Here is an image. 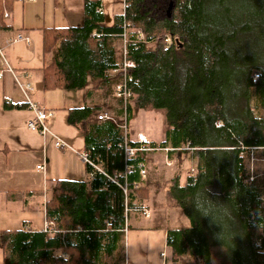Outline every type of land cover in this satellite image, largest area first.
<instances>
[{
	"label": "trees",
	"instance_id": "16d2710c",
	"mask_svg": "<svg viewBox=\"0 0 264 264\" xmlns=\"http://www.w3.org/2000/svg\"><path fill=\"white\" fill-rule=\"evenodd\" d=\"M99 8L87 1L83 27L46 31L45 90H82L89 78L107 85L106 71L117 65L111 36L122 34L124 21L131 40L142 30L155 46L129 45L139 83L128 118L134 108L165 111L166 140L156 147L170 155L188 149L197 159V174L168 187L191 220L190 228L168 233L172 261L190 255L213 264L212 250L220 248L222 264H264V171L249 166L252 157L264 163V0H129L113 28L102 26ZM254 89L260 107L252 105ZM97 110L71 109L68 118L85 134L91 181L57 183L47 202L48 232L0 231L2 264H109L117 257L129 213L142 210L136 200L145 195V159H126L121 124H89ZM117 182L127 183V197ZM209 189L215 204L204 197Z\"/></svg>",
	"mask_w": 264,
	"mask_h": 264
},
{
	"label": "crops",
	"instance_id": "0c3cea01",
	"mask_svg": "<svg viewBox=\"0 0 264 264\" xmlns=\"http://www.w3.org/2000/svg\"><path fill=\"white\" fill-rule=\"evenodd\" d=\"M87 1L99 2V9H102L104 17L102 26L105 28H113L125 17L129 3V0H36L24 3L18 0H0V231L20 229L45 231L49 223L47 202L52 197L57 183L59 181L89 183L92 179V175L86 170L87 164L82 160L86 153L85 134L79 128L70 125L68 118L71 109L84 107L104 111L102 114L109 113L103 109L109 106L111 94L115 102L118 104L121 102L114 96V80L110 79L105 85L102 80L89 78L85 89L53 91L45 90L43 81V69L51 60V56L46 57L44 54L46 31L83 27ZM5 13H9V18H5ZM18 35L28 38L29 42L13 43ZM111 38L115 60L121 63L123 57L121 36L112 35ZM114 39L120 40L121 43L119 56L118 51L112 46ZM19 81L22 84H31L32 90L28 93L30 101L56 112L55 120L49 123V128L67 142L71 150H58L52 137H43L28 129V123L34 114L29 109L28 98L21 90ZM77 94L80 95V101H75ZM5 102L22 108L7 109L4 107ZM81 102L82 105H77ZM95 112L89 120L90 125L96 123L92 120L95 118ZM113 118L116 122L119 119L118 124H124V116ZM127 119L129 138L136 140L139 134L146 135L154 149L142 153L147 171L145 182L141 185L145 195L137 198L136 203L140 204L137 207L142 210L135 211L133 219L141 226L137 230L144 232L150 230L151 235L160 233L162 245L166 244L149 246L152 251L162 248L160 255L163 263L157 260L158 255L156 261L152 262L149 253H145L142 246H134L135 259L132 264H181L183 256L179 258L178 263L172 261V251L167 242L168 233L171 230L190 228L191 220L175 200L172 205L167 204L173 199L168 193V187L171 180L177 177L179 184L185 185L191 174L184 170L194 171L197 159L188 149L170 155L168 149L156 147L166 140L165 111L147 112L134 108L131 118ZM39 166L43 169H38ZM156 190L164 192L161 199L162 202H166L165 211L169 210L171 215L178 217L177 221L169 223L161 230L156 226L142 223L145 222L142 217L149 218L157 211L153 198ZM139 233L138 236L135 235L134 239L137 242L134 245L139 244ZM118 246L117 256L124 254V233ZM166 248L168 252L165 251ZM60 253L58 251V254ZM1 260L0 249V264Z\"/></svg>",
	"mask_w": 264,
	"mask_h": 264
},
{
	"label": "built area",
	"instance_id": "2783aa9c",
	"mask_svg": "<svg viewBox=\"0 0 264 264\" xmlns=\"http://www.w3.org/2000/svg\"><path fill=\"white\" fill-rule=\"evenodd\" d=\"M18 1L24 3L26 1L33 2L36 0H18ZM99 12H100V14H103L102 9H99ZM5 18H9V13H5ZM130 33H131V30L129 27V23L124 21L123 32L120 35L122 42H123L122 61H121V63H117V65L112 67L110 70L106 71V75L108 76V78L114 80V96L119 101H121V103H122V108L125 112V121H127V118H128V113H127L128 107L131 105V102L135 99L134 88L139 83V80L132 73V70H134L137 67V65L130 58L129 45H131V44H136L138 46L144 45L147 48H148V45H150V43L147 41L146 35L143 33L142 30H137L135 32L137 34L135 40H131ZM96 36H98V35L96 34ZM16 42H29V39L22 36V35H18L16 40L13 41V43H16ZM166 44L167 45L171 44V38L170 37H168L166 39ZM8 71H10V69H8ZM19 86H20L21 90L24 92V94L27 96L28 101H29V109L34 114L33 119L28 123V129L31 132L38 133L43 137H48V136L52 137V139L54 140V146L58 150H71L72 149L71 146L67 142H65L64 140L59 138L56 134H54L49 128V123L52 122L53 120H55V117H56L55 112L52 110L44 109V108L40 107L39 105H37L36 103L30 101V99L28 97V93L32 90L31 84H22L19 81ZM99 120L116 122L115 119L109 115V113L101 114L99 116ZM121 127L125 133V156H126V159H130V158L136 156L138 153H144V152L154 150L151 146L150 139L146 135H143V134H139L137 136V139L135 142L138 145L136 147H131L129 145V138H128L129 134H128L127 123L122 124ZM82 160L85 164L94 166L87 153H85L82 156ZM251 160L254 162L255 158L252 157ZM140 168H141V175L144 179L147 176L146 168L144 167L143 164L140 165ZM38 169L42 170L43 167L39 166ZM254 179H255V176L253 175L251 177V181H253ZM117 184H118V186H120V188L123 190L125 196L127 197L128 193H129L127 183L126 184H120L117 182ZM128 212L129 211L127 210V214H128ZM144 214H146V213L144 212ZM50 226H53V224L48 223V225L46 226L45 232H48L50 230L49 229ZM126 226H127V222H126ZM107 227H108V229H111V228H113V224L111 222H109ZM126 229L124 230V233H125Z\"/></svg>",
	"mask_w": 264,
	"mask_h": 264
},
{
	"label": "rangeland",
	"instance_id": "374dc122",
	"mask_svg": "<svg viewBox=\"0 0 264 264\" xmlns=\"http://www.w3.org/2000/svg\"><path fill=\"white\" fill-rule=\"evenodd\" d=\"M117 39H114V41H112V46L116 49V51H118V56L120 54V46L121 43L119 42L120 40L116 41ZM116 41V42H115ZM155 46V44H150L148 45V49L151 50L153 49ZM111 91V90H108ZM254 95H253V99H252V105L253 106H257L260 107L261 106V97L259 95V93L257 92V90H253ZM113 93V92H112ZM103 95H105V93H102ZM78 95V96H77ZM77 100L75 101H80V95L77 94ZM83 103L81 102L80 104L77 105H82ZM100 104V102L98 103ZM109 106H107L105 109L106 112H109V115L111 117H116L118 118L119 115L124 116L125 118V112L123 110V108L120 107V105L118 104V102H115L114 97L112 96V94L109 97V102H108ZM131 105H134V101L131 102ZM77 107V106H76ZM55 112V111H54ZM104 111H96L95 112V118L92 119L93 121L96 122H103L101 120H99V116L103 113ZM263 115H264V110L260 111ZM55 116H56V112H55ZM119 119H117L118 122ZM128 119L127 121H125L124 119V124L128 123ZM259 163H256V162ZM249 166L252 169L255 170H259V171H264V163L262 161L256 160L253 162L251 160V162H249ZM194 171H190V169L188 170H184L185 172L189 171V174L193 175V174H197V169L195 167ZM175 172V169L174 171ZM174 176V175H173ZM172 181V180H171ZM164 192L163 190H156L155 194L153 193V198L154 201L156 203V208L157 211L156 213H152L153 215L149 218L146 217H142V220H145V222H142L143 224H147L149 226H156L158 227L159 230L163 229L164 227H166L167 225L173 224L175 221L178 220L177 216L171 215L169 213V210L165 211V204L166 202H162L163 199H161V196H163ZM174 199H172V201H168V205H172L173 204ZM175 202V201H174ZM170 214V217H169ZM136 215L135 211H131L128 215L127 218V226H126V231L124 233V246H123V253L124 254H119L117 257H111L108 260L109 264H116L117 263V258H118V263L117 264H121V260L123 264H132L133 260L135 259V250H134V246H142V249L145 253H149L152 262L156 261V257L157 260H159V263H163V259L160 255V253L162 252V248H160V250L156 251V250H151V248L149 246H166V244L162 245V241H161V234L157 233L155 235H151V231L147 230L146 232L144 231H140L137 230V228H141V226H138L137 224L139 223H135L134 221V216ZM144 227V225H143ZM136 229V230H135ZM138 232L139 233V237H140V241L139 244L134 245V243L137 242L135 238V235L138 236ZM147 250V251H146ZM220 248H215L212 250L213 252V257H212V261L213 264H222L221 260L216 256L217 252H219ZM164 251V250H163ZM166 252H168V249H165ZM123 255H124V260H123ZM181 264H205L204 259L202 257H192L190 255H185L181 258Z\"/></svg>",
	"mask_w": 264,
	"mask_h": 264
},
{
	"label": "clouds",
	"instance_id": "9594fccd",
	"mask_svg": "<svg viewBox=\"0 0 264 264\" xmlns=\"http://www.w3.org/2000/svg\"><path fill=\"white\" fill-rule=\"evenodd\" d=\"M211 194H212V195H218V194H216V193H211ZM204 197H205L208 201L213 202V203L215 204V202L210 198V189L208 190V192H207L206 194H204ZM193 205H194L196 211L201 212V215H202V216L210 217V214H209L207 211L203 210V209L201 208L200 204L196 203V204H193Z\"/></svg>",
	"mask_w": 264,
	"mask_h": 264
}]
</instances>
